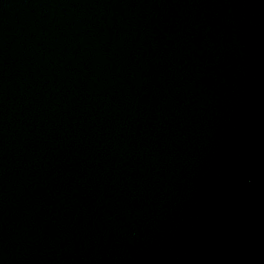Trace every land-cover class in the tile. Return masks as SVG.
Segmentation results:
<instances>
[{
  "label": "water",
  "instance_id": "water-1",
  "mask_svg": "<svg viewBox=\"0 0 264 264\" xmlns=\"http://www.w3.org/2000/svg\"><path fill=\"white\" fill-rule=\"evenodd\" d=\"M0 264H264V0H0Z\"/></svg>",
  "mask_w": 264,
  "mask_h": 264
}]
</instances>
